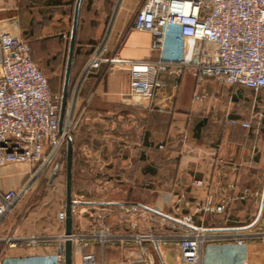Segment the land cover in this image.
<instances>
[{"label":"crops","instance_id":"crops-1","mask_svg":"<svg viewBox=\"0 0 264 264\" xmlns=\"http://www.w3.org/2000/svg\"><path fill=\"white\" fill-rule=\"evenodd\" d=\"M117 1L81 0L79 5L63 121L72 122V264H78L83 253L109 264L122 261L138 252V234H178L183 219L204 230L201 264L212 261L214 243L227 242L240 250L250 242L260 243L264 201L254 193L264 187V91L257 97L237 85L209 79L198 84L196 72L188 67L179 76L161 74L164 93L147 100L129 94L126 69L101 66L84 73L100 48L105 57L129 61L157 57L151 36L130 27L141 0H122L120 6ZM75 2L0 0L1 28L8 20L16 21L17 34L29 42L31 57L54 95L62 96ZM195 94L203 97L194 100ZM225 117L251 118V127L228 126ZM30 170L27 164L1 169L0 190L18 187ZM7 172H12L11 179ZM62 178L59 173L53 183ZM63 180L64 202L55 226L28 234L16 205L0 223V236L22 239L16 248L27 247L26 239L36 237L35 249L53 254L64 233L58 213L65 207V168ZM208 197L215 204L225 202L224 211L193 213L189 208ZM131 205L140 212H129ZM251 216L254 219L244 224ZM97 234L110 239L101 244L94 239ZM235 238H242L243 244L237 246ZM141 246L157 263L151 243ZM14 250H3L0 260ZM161 251L165 264H180L176 247Z\"/></svg>","mask_w":264,"mask_h":264},{"label":"built area","instance_id":"built-area-1","mask_svg":"<svg viewBox=\"0 0 264 264\" xmlns=\"http://www.w3.org/2000/svg\"><path fill=\"white\" fill-rule=\"evenodd\" d=\"M121 2L118 0L117 6ZM5 24V28L0 26V170L25 164L31 170L18 187L0 190V223L36 176L52 174L54 166L65 155L66 138L72 127L68 118L62 132H58L61 96L50 92L46 77L31 57L29 42L17 34L16 21L8 20ZM130 27L151 36L150 47L157 53L156 59L136 62L105 57L100 48L90 57L84 73L101 66L126 69L129 94L147 100L164 93L161 74L179 76L188 67L196 72L198 84L209 79L219 85L247 88L254 96L264 91V0H141ZM202 97L195 94L193 99ZM223 122L228 126L251 127V118L225 117ZM195 184L201 185L199 181ZM254 195L264 201V187ZM189 208L193 213H222L225 202L215 204L208 197ZM74 209L75 204L72 213ZM128 210L140 212L136 205ZM58 219L64 222L63 210L58 213ZM181 223L183 228L180 227L178 234L136 236L138 252L112 264H165L161 249L168 245L176 247L180 264H201L204 230L194 226L190 219H183ZM260 238L264 243V234ZM94 239L104 244L110 236L97 234ZM26 240L27 247H37L36 237ZM73 240L71 236L72 243ZM21 241L12 235L0 236V257L3 250L14 249ZM57 241L59 246L63 245L64 237ZM148 241L157 263L141 246ZM47 243L49 240L44 241ZM235 243L241 246L243 239L235 238ZM43 264H63V254H52ZM78 264L109 263L93 253H83Z\"/></svg>","mask_w":264,"mask_h":264},{"label":"rangeland","instance_id":"rangeland-1","mask_svg":"<svg viewBox=\"0 0 264 264\" xmlns=\"http://www.w3.org/2000/svg\"><path fill=\"white\" fill-rule=\"evenodd\" d=\"M49 89L53 92L51 86H49ZM258 95L257 97H259ZM64 149H66V145ZM60 162L61 167L59 173L64 178L65 155ZM6 174V178H12V175H10L12 172H7ZM50 176H47L48 178L45 176H36L31 181L27 192L17 204V209L23 211V220L21 221L23 230L28 234H40L56 225V214L64 202V180L62 178L59 183L52 182L49 185L48 181ZM251 219H254V217L251 216L244 224H247ZM217 232L221 234L226 233V231ZM254 243L250 242L245 250L235 249L233 245L227 242H223L221 245L214 243L210 264H264V243L261 242V238L260 243L258 240L254 241ZM55 253L63 254V245L55 249L53 254ZM45 254L35 248L19 247L15 248L13 253H9L7 257L0 260V264H39L40 261L48 257ZM40 263L43 264L42 262Z\"/></svg>","mask_w":264,"mask_h":264},{"label":"water","instance_id":"water-1","mask_svg":"<svg viewBox=\"0 0 264 264\" xmlns=\"http://www.w3.org/2000/svg\"><path fill=\"white\" fill-rule=\"evenodd\" d=\"M81 0H76L73 12V19H72V28L70 33V39L68 44V54H67V61H66V68H65V76H64V83L62 89V96H61V106L59 112V121H58V132H62V126L64 121V113L67 104V90H68V83L70 77V71L72 66L73 60V53L75 47V39H76V31H77V24H78V13H79V5ZM61 162L57 163L52 171L50 179L48 181L49 184L53 182L55 177L60 171ZM65 219H64V242H63V264H72V206L75 202L72 200V142L70 137L66 138V151H65Z\"/></svg>","mask_w":264,"mask_h":264},{"label":"trees","instance_id":"trees-1","mask_svg":"<svg viewBox=\"0 0 264 264\" xmlns=\"http://www.w3.org/2000/svg\"><path fill=\"white\" fill-rule=\"evenodd\" d=\"M70 82L68 83V90H67V100L69 98V95H70ZM71 139V138H70ZM72 142V141H71Z\"/></svg>","mask_w":264,"mask_h":264}]
</instances>
